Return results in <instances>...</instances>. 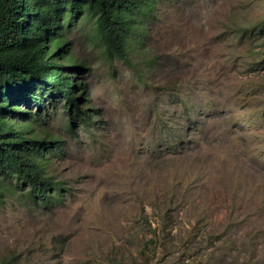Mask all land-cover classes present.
Segmentation results:
<instances>
[{
	"label": "rangeland",
	"instance_id": "obj_1",
	"mask_svg": "<svg viewBox=\"0 0 264 264\" xmlns=\"http://www.w3.org/2000/svg\"><path fill=\"white\" fill-rule=\"evenodd\" d=\"M68 38L80 110L30 124L54 205L6 192L0 263L264 264V0H149L126 61Z\"/></svg>",
	"mask_w": 264,
	"mask_h": 264
},
{
	"label": "trees",
	"instance_id": "obj_2",
	"mask_svg": "<svg viewBox=\"0 0 264 264\" xmlns=\"http://www.w3.org/2000/svg\"><path fill=\"white\" fill-rule=\"evenodd\" d=\"M148 2L0 0V201L8 190L26 189L36 205H54L55 181L32 157L45 138L33 137L30 124L59 100L69 113L80 110L72 71L86 65L72 55L68 34L89 28L107 57L129 60L138 14Z\"/></svg>",
	"mask_w": 264,
	"mask_h": 264
}]
</instances>
